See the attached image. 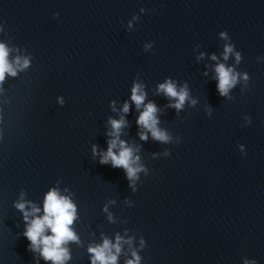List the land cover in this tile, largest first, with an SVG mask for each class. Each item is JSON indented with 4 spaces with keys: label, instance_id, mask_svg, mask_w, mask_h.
<instances>
[{
    "label": "water",
    "instance_id": "obj_1",
    "mask_svg": "<svg viewBox=\"0 0 264 264\" xmlns=\"http://www.w3.org/2000/svg\"><path fill=\"white\" fill-rule=\"evenodd\" d=\"M0 43L10 60L31 61L0 84V264H53L29 249L15 207L23 193L42 217L52 188L76 206L79 241L63 245L64 264H91L89 246L117 234L134 238L140 264H264V0H0ZM226 43L239 64L223 59ZM218 62L249 76L231 98L217 91ZM167 79L197 103L166 107L175 101L157 87ZM134 83L160 109L169 143L140 139ZM121 116L120 139L148 169L136 192L92 151H107L109 118Z\"/></svg>",
    "mask_w": 264,
    "mask_h": 264
},
{
    "label": "clouds",
    "instance_id": "obj_2",
    "mask_svg": "<svg viewBox=\"0 0 264 264\" xmlns=\"http://www.w3.org/2000/svg\"><path fill=\"white\" fill-rule=\"evenodd\" d=\"M143 11V9H141ZM59 15V14H56ZM136 19V17H133ZM131 24V22H129ZM221 38L227 40V32H220ZM146 48L151 45H146ZM12 51L5 43H0V84H3L6 76L15 77L18 72L26 70L30 66V58L27 56L17 55L13 60L9 59ZM233 54L236 58V63L241 62V52L234 51L233 43H226L223 50V59L226 61L229 55ZM204 54L201 53V57ZM212 60H217L215 54L211 56ZM216 72V88L221 97L231 98L230 90H232L242 78L245 82L249 80L247 73H239L235 71L234 67H226L223 63H217L215 67ZM207 75V73H205ZM157 93H163L169 100H174L175 103H169L166 107L174 108L179 112L185 105L186 101H190L195 105L197 101L191 99L187 84L178 88L175 81L167 79L157 87ZM146 99V92L144 85L141 83H134L131 88V101L135 104L136 109L139 110L143 106V111L140 112L136 123L144 129L138 132L141 140H148V133L154 140L169 143L171 136L167 131L158 127L160 121L158 119V112L160 109L154 102L149 101L144 103ZM60 103L64 101L61 99ZM115 104V101H112ZM116 109L113 107V111ZM130 105L127 101L124 102L122 111L128 113ZM210 115V113H209ZM248 124L252 123L250 116L246 117ZM108 123L111 125V131L108 135L111 139L108 141L106 152L97 153V146L93 145V155L99 154V163L101 165L110 164L112 168H121L125 171L126 179L130 182L129 187L133 192L137 191L134 186L135 181L139 179V173L144 172L148 175V169L139 163L140 157L135 155V149L128 146L127 142L120 139L121 129L126 126V120L123 116L120 119L109 118ZM115 150V151H114ZM241 150L243 146L241 145ZM158 155V154H154ZM164 156H170L168 151L164 152ZM30 203L23 201V193H21V202L15 204V207L24 213V220L27 223L26 230L23 235L30 241L29 249L32 251L40 250L41 256L45 260H51L53 264H64V261L70 259L68 250L63 247L69 241L78 242L79 238L70 227L76 219V206L67 196H62L56 188H52L45 196L44 200V215L42 217L36 216L40 211L35 205L32 206L31 211H26V204ZM130 206H134L131 205ZM107 205L104 211H107ZM33 217L29 221V217ZM109 219H112L109 214ZM46 230H50L52 235H45ZM133 237L125 239V237L117 234L115 243L107 237L103 239L102 244L89 246L88 251L91 255V264H118L119 256L122 253V248L126 244L131 250V259H127L125 264H140L141 257L138 255L136 249L132 248ZM141 248L144 246V239L140 240ZM244 264H257L255 259L244 260Z\"/></svg>",
    "mask_w": 264,
    "mask_h": 264
}]
</instances>
